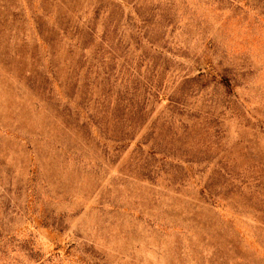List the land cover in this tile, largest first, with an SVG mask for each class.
<instances>
[{
  "label": "rangeland",
  "instance_id": "374dc122",
  "mask_svg": "<svg viewBox=\"0 0 264 264\" xmlns=\"http://www.w3.org/2000/svg\"><path fill=\"white\" fill-rule=\"evenodd\" d=\"M0 264H264V0H0Z\"/></svg>",
  "mask_w": 264,
  "mask_h": 264
}]
</instances>
